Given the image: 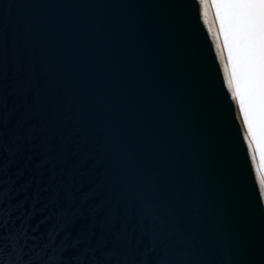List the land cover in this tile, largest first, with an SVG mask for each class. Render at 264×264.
Returning a JSON list of instances; mask_svg holds the SVG:
<instances>
[{
	"label": "water",
	"instance_id": "95a60500",
	"mask_svg": "<svg viewBox=\"0 0 264 264\" xmlns=\"http://www.w3.org/2000/svg\"><path fill=\"white\" fill-rule=\"evenodd\" d=\"M196 7L195 0H0V88L7 90L0 101L5 261L59 264L67 249L64 264H77L76 257L84 264H115L125 254V230L128 250L138 260L149 251L154 226L114 180L106 137L96 131L104 123L98 107L82 120L74 116L64 134L48 133L45 121L33 120L31 125L45 129L35 139L24 142L16 139L20 133L13 135L27 108L14 92L18 58L24 59L25 72L54 65L60 94L87 101L88 86L74 90L72 85L84 48L90 49L93 67L105 69L114 104L110 118L146 186L155 184L154 214L168 223L170 233H186L183 240L172 236L157 248L153 264L165 254L193 264H229L233 258L264 264V221L252 210L239 164L236 110L221 89ZM29 18L31 35L24 31ZM65 144L70 152L62 158ZM77 164L69 194L66 182ZM88 191L95 195L85 200ZM62 213L79 218L60 232ZM193 223L199 226L195 235ZM16 231L26 237L14 252L4 237Z\"/></svg>",
	"mask_w": 264,
	"mask_h": 264
},
{
	"label": "snow or ice",
	"instance_id": "6c2138e0",
	"mask_svg": "<svg viewBox=\"0 0 264 264\" xmlns=\"http://www.w3.org/2000/svg\"><path fill=\"white\" fill-rule=\"evenodd\" d=\"M195 5L198 19L210 40L221 89L236 110L234 120L239 125V147L236 146V151L244 182L250 193L251 207L255 215L264 221V0H195ZM24 31L27 35L33 32L30 18L25 22ZM17 63L14 92L24 97L27 108L16 123L13 135L20 133L16 139L24 142L35 139L45 129L31 125L33 120L45 121L48 133L64 134L74 116L82 120L93 108L98 107V114L104 123L96 131L106 137L105 150L112 157L116 169L114 180L120 186L122 195L139 202L142 215L154 226L149 251L139 260L128 250L126 230L122 232L121 244L125 254L115 264H153L151 254L157 248L166 244L172 236L183 240L186 233L183 229L170 233L168 223L154 214L152 192L155 184L151 189L146 186L143 175L121 136L118 123L110 118L114 104L111 89L106 84L105 69L99 65L93 67L90 49L79 50L77 67L80 75L73 80L72 85L74 90H79L84 84L88 86L90 96L85 101L75 94H60L54 65L43 63L39 72H25L24 59L18 58ZM6 92V89L0 88V101L6 96ZM69 152L70 147L65 144L60 155L63 158ZM86 159L85 153L80 163ZM79 167V164L74 165L66 182L69 194ZM3 195L5 199L8 198L7 193ZM94 195L91 191L84 193L85 200ZM115 216L114 212L112 219L106 221L107 227L111 226ZM78 218V215H74L72 219H68L67 213H62L58 231L70 228ZM2 222L6 226L8 219ZM190 231L193 235L197 234L199 226L193 223ZM53 236H56V232H53ZM25 237L26 233L21 235L16 231L10 232L4 239L17 252L20 250L16 245ZM8 246L5 244V249ZM65 251L67 249L61 251L59 264H64ZM5 254L0 249V264H17L12 259L5 261ZM75 259L77 264H84L82 257ZM24 264L28 262L25 261ZM156 264H193V261L179 255L169 257L165 254ZM229 264H244V261L243 258H233Z\"/></svg>",
	"mask_w": 264,
	"mask_h": 264
}]
</instances>
